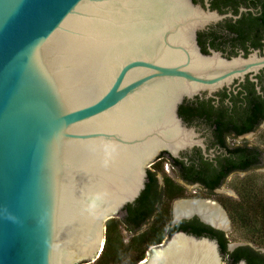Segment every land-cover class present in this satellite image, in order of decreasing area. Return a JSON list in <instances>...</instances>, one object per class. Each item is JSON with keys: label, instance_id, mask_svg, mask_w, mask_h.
I'll list each match as a JSON object with an SVG mask.
<instances>
[{"label": "water", "instance_id": "95a60500", "mask_svg": "<svg viewBox=\"0 0 264 264\" xmlns=\"http://www.w3.org/2000/svg\"><path fill=\"white\" fill-rule=\"evenodd\" d=\"M225 17L192 0H0V264L94 263L160 152L212 157L180 106L264 67L201 52L197 33ZM175 216L228 229L206 201ZM224 259L216 239L179 231L139 264Z\"/></svg>", "mask_w": 264, "mask_h": 264}, {"label": "flooded vegetation", "instance_id": "af4514ba", "mask_svg": "<svg viewBox=\"0 0 264 264\" xmlns=\"http://www.w3.org/2000/svg\"><path fill=\"white\" fill-rule=\"evenodd\" d=\"M192 2L204 11L226 16L197 33V43L204 55L215 52L225 60H246L254 54L259 59L264 58V0ZM178 114L188 127L195 128L205 139L206 152L212 157L203 156L196 148L181 152L178 159H173L165 151L160 152L147 167V178L152 175L154 179L151 185L152 206L158 208L154 196L165 187L166 179L171 180L182 188L185 197L170 203L169 227L174 229L184 224L191 228L198 222L221 233L223 240L216 239L219 245L225 241L226 251L235 252L236 249L230 250L224 231L213 228L211 223V226L202 223L196 216L190 219L175 216V205L179 201L216 204L209 198L224 195L225 191L236 195V191L222 189L224 184L236 177L245 179L263 166L264 144H254L249 139H262L264 142V67L256 73L245 74L243 80L237 78L229 87L224 86L211 96L205 92L185 100ZM257 157L258 164L255 163ZM216 205L228 222L220 204ZM152 217L142 225L143 229L152 222Z\"/></svg>", "mask_w": 264, "mask_h": 264}, {"label": "trees", "instance_id": "16d2710c", "mask_svg": "<svg viewBox=\"0 0 264 264\" xmlns=\"http://www.w3.org/2000/svg\"><path fill=\"white\" fill-rule=\"evenodd\" d=\"M255 163H259L258 157ZM147 181L145 190L135 203L122 210L121 218L110 219L105 223L104 246L99 258L93 264H139L150 248L160 245L179 231L197 237L222 238L221 233L212 231L198 222L191 228L180 224L171 229L169 227L170 203L176 198L185 197V194L181 187L166 179L165 187L154 196L158 204V208L155 209L151 201L153 176L148 175ZM257 181L254 175L239 182L241 197L239 202L231 199L220 202L231 219L244 229H248L251 239L256 241L254 243L262 246L264 245V192H255ZM151 217L152 222L143 229L142 225ZM121 227L132 234L127 243L123 242L120 235ZM224 242L220 244V250L223 258L226 259V264H236L241 259H244L247 264H264L263 254L248 246L237 248L235 252L229 253L226 251Z\"/></svg>", "mask_w": 264, "mask_h": 264}, {"label": "rangeland", "instance_id": "374dc122", "mask_svg": "<svg viewBox=\"0 0 264 264\" xmlns=\"http://www.w3.org/2000/svg\"><path fill=\"white\" fill-rule=\"evenodd\" d=\"M249 140L251 143L258 144L261 146H262V144H264L262 139H256V140H252V141H251V139H249ZM262 147L264 148V146H262ZM254 175L258 179V181L256 183V191L255 192H258V191L264 192V171H260V170L254 171L251 174H249L248 177L254 176ZM245 179L236 177L233 180L228 181L226 184H224V186H223L224 189L236 191V195L232 194L233 197H231V198L226 197L227 195L224 193V195H218L219 197H210L209 200L212 202H216V204H220L223 211L225 212V215L228 219V229L226 230L225 235H226L227 241L229 243H234V242L246 243L254 250L264 251V245L259 246V245L255 244L254 242H256V241L254 239H251L252 237H250V234H248V232H247L248 229L246 230L243 227H241L237 222H234V220L231 219V217L228 215L227 211L223 208V206L221 205V202H220L221 200L227 201L230 199L232 201L239 202L241 200V197L239 195L240 189H239L238 184H239V182H241V180H245ZM119 232H120V235L123 239V242L127 243L130 240V237L132 234L128 233L123 227L120 228ZM258 240H260V239H258ZM146 254H147V252H146ZM145 257H146V255H145ZM90 264H93V263H90ZM222 264H226V259L223 260Z\"/></svg>", "mask_w": 264, "mask_h": 264}, {"label": "bare ground", "instance_id": "6f19581e", "mask_svg": "<svg viewBox=\"0 0 264 264\" xmlns=\"http://www.w3.org/2000/svg\"><path fill=\"white\" fill-rule=\"evenodd\" d=\"M218 208H219V206H218ZM220 209V208H219ZM223 215H224V213H223ZM224 218H225V216H224ZM225 220H226V218H225Z\"/></svg>", "mask_w": 264, "mask_h": 264}]
</instances>
